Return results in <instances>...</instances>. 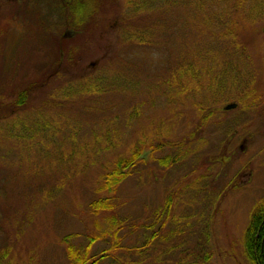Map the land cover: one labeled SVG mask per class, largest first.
Listing matches in <instances>:
<instances>
[{
    "label": "rangeland",
    "instance_id": "374dc122",
    "mask_svg": "<svg viewBox=\"0 0 264 264\" xmlns=\"http://www.w3.org/2000/svg\"><path fill=\"white\" fill-rule=\"evenodd\" d=\"M86 2L92 16L100 7L105 41H42L34 3L0 0V264H70L68 235L78 247L97 237L91 256L113 249L101 264H251L244 239L264 199V0ZM185 60L210 63L226 94L170 93L169 80H191L175 72ZM27 89L28 107L13 112ZM202 106L222 111L203 123ZM137 146L145 159L119 187L114 237L90 205ZM167 156L175 164L163 166Z\"/></svg>",
    "mask_w": 264,
    "mask_h": 264
},
{
    "label": "trees",
    "instance_id": "16d2710c",
    "mask_svg": "<svg viewBox=\"0 0 264 264\" xmlns=\"http://www.w3.org/2000/svg\"><path fill=\"white\" fill-rule=\"evenodd\" d=\"M156 5L164 4L167 1L171 2L176 0H153ZM209 48V47H208ZM62 53V52H61ZM209 53V52H208ZM205 59V58H204ZM186 60L180 68L175 72L181 78L191 79L188 84L186 83L183 87L180 83H177L175 80H169L168 89L170 93L173 92H181L182 94H186L189 92H202L203 89L216 88L215 91L219 90V97H222L226 94L225 91L220 90L223 85L226 84V78H221L217 76L216 79L209 80V75L213 73L212 67L210 63L206 61H201L194 65V63L186 64ZM188 63V62H187ZM219 70V69H218ZM239 71L242 74H238L236 76V82L239 84L240 81L244 79L242 67L239 68ZM219 86V88H218ZM37 88V87H34ZM180 88V90H179ZM182 88V90H181ZM34 91V90H33ZM32 91V93H33ZM31 98V90L27 89L23 91L14 102L12 107V111L25 109L28 107V103ZM257 86L256 83L253 84L249 91H247L246 95L243 96V102H249L250 106H254L257 102ZM248 105V106H249ZM249 106V107H250ZM225 110V108H224ZM222 111L221 109L210 108L207 109L205 107H201V120L202 122L208 121L212 118L215 112ZM144 150L141 146H137L130 155L118 159L115 164V167L108 172L102 181V186L99 188V192L107 193V196L103 199L95 201L91 203L90 208L100 214L108 213L107 220L109 221L112 230L114 231V237H117L118 234L124 229V221L119 218L117 213L118 204L116 195L118 193L120 185L132 174L134 167L137 165L139 161L145 159V155L143 154ZM177 158L172 156H167L166 158L161 160V164L165 167L175 164ZM173 206V195H170L166 201L165 208L162 212V215H159V221L155 223V225L150 226L151 229H155L160 226L161 218L164 215H169L170 210ZM75 235L65 236L62 240V244L65 247L67 258L70 264H101L104 261L111 258V252L113 249L104 250L97 256H91L90 251L92 246L98 241L97 237H94L90 240V242L85 247H78L74 242ZM157 238L156 232L148 238L150 241H154ZM245 253L247 258L249 259L251 264H264V199L255 207L251 220L246 230L245 239ZM117 246V245H116ZM114 246V248L116 247ZM211 259L210 254H206L203 258H201V262H209Z\"/></svg>",
    "mask_w": 264,
    "mask_h": 264
},
{
    "label": "flooded vegetation",
    "instance_id": "af4514ba",
    "mask_svg": "<svg viewBox=\"0 0 264 264\" xmlns=\"http://www.w3.org/2000/svg\"><path fill=\"white\" fill-rule=\"evenodd\" d=\"M26 1L35 5L27 8L36 10L38 24L45 31L42 41H105L106 22L98 13L100 7L92 16L87 0H53L49 7L45 0Z\"/></svg>",
    "mask_w": 264,
    "mask_h": 264
},
{
    "label": "water",
    "instance_id": "95a60500",
    "mask_svg": "<svg viewBox=\"0 0 264 264\" xmlns=\"http://www.w3.org/2000/svg\"><path fill=\"white\" fill-rule=\"evenodd\" d=\"M237 107L236 104H229L225 107V110L229 111V110H233Z\"/></svg>",
    "mask_w": 264,
    "mask_h": 264
}]
</instances>
